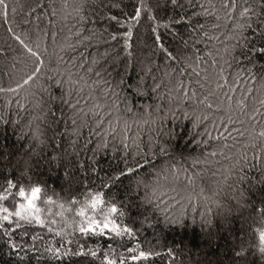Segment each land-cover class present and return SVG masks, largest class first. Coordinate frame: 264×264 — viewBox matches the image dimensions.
<instances>
[{
  "label": "trees",
  "instance_id": "trees-1",
  "mask_svg": "<svg viewBox=\"0 0 264 264\" xmlns=\"http://www.w3.org/2000/svg\"><path fill=\"white\" fill-rule=\"evenodd\" d=\"M144 2L0 5V264H264V0Z\"/></svg>",
  "mask_w": 264,
  "mask_h": 264
},
{
  "label": "snow or ice",
  "instance_id": "snow-or-ice-1",
  "mask_svg": "<svg viewBox=\"0 0 264 264\" xmlns=\"http://www.w3.org/2000/svg\"><path fill=\"white\" fill-rule=\"evenodd\" d=\"M172 4L175 5L176 4V0H171ZM0 5H4V0H0ZM116 7H118V5H114ZM4 7L6 8L7 6L4 5ZM232 7L234 8L235 7V0H233V3H232ZM143 9H147L148 12H149V20H155L156 17L154 15L151 14V9L148 8V5L144 2V0H140V3H139V6H137L135 9H134V15L131 16L129 19L130 20H133V21H136L137 23L140 21L141 19V16H142V10ZM250 11V8H244L243 12L241 13V15H243L244 13H247ZM112 20H116L117 18L116 17H110ZM165 27H167L168 25L165 24L164 25ZM250 26V25H249ZM153 31L155 32L156 29L153 28ZM131 28H129V31L125 32L124 33V36L127 38V37H130L131 36ZM115 35L112 36V39H115ZM160 37L157 36V40H159ZM30 52L32 51V49H28ZM171 55V54H169ZM40 63L42 64L43 63V60L40 61ZM36 72H39V68L36 69ZM33 75H35V73H33ZM97 75H99V73H97ZM32 79V76H29L28 77V80H31ZM28 81H25V83H27ZM118 103L117 102H114V106L115 104ZM98 107L100 108H103L104 106L103 105H97ZM130 110V109H129ZM102 122V120H101ZM231 122V121H230ZM125 127H127V125L125 124ZM261 135L264 136V131L261 132ZM164 148L162 147L161 148V152L164 153ZM212 155H215V153H213ZM129 172H132L133 170L132 169H128ZM8 185L9 187H13V184H12V181L9 180L8 182ZM41 192V188L39 186H35V187H32L31 188V193L30 195L26 193L25 189L23 187H20L19 188V192H18V195L22 198H24V200L26 201V204H20L19 205V210H17L15 212V215L16 216H21V210H32L34 211L35 213H38L40 210L36 207V204H35V201L38 199V196H39V193ZM0 199H3V196H0ZM49 200H51V198L49 197ZM104 203V201L102 199L99 198V196H97L96 198H94L92 201H91V205L93 207V209L96 208L97 204H102ZM2 211H7V209H0ZM262 212H264V203H262V206H261V209H260ZM117 211V207L115 204H112L111 207H110V212H116ZM81 216L84 215V212L83 210L80 211L79 213ZM123 214V213H121ZM3 219L5 221L9 220V216H4ZM23 219L25 220H28L29 217L28 215H25L23 217ZM35 221L36 223L38 224H42L43 221L41 220L40 216L39 215H35ZM97 229L99 230L100 233L102 234H106L105 233V230H110L111 232H114L117 236H120L122 233L119 229V227L115 224L114 221H110L107 217H105L104 221L101 222V221H98L96 219H92L89 224H88V227H81L80 228V231L82 233H87L89 231H91L92 233H96L97 232ZM125 232H128V233H131L132 232V229L131 228H125L124 229ZM260 240H261V247L259 249L260 253H261V256L262 258H264V232H261L260 233ZM12 247H15V244L12 245ZM49 251L51 252L52 250L49 249ZM129 251H132L131 249H129ZM246 252V249L242 246L240 248V251L236 252L235 255L240 258V257H243L244 254ZM72 255H76V256H80L82 254H84V247L83 246H80L79 247V251L75 252V253H71ZM57 255H62V256H68L70 255V253L68 251H65L64 253H61L59 249H56L55 252L53 253V256H57ZM90 255L92 257H95L96 256V252H91ZM153 255H159V253H152V252H145V251H141L139 253V256H132L130 257L132 260H139L141 258H144V259H147L148 257L150 256H153ZM104 259L105 261H107V264H116V261L114 260H111L108 258L107 255L104 256ZM120 264H124L123 260L120 261Z\"/></svg>",
  "mask_w": 264,
  "mask_h": 264
}]
</instances>
